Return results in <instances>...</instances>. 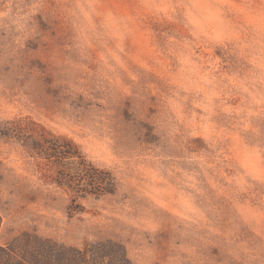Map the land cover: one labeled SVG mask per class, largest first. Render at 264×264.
<instances>
[{
    "label": "rangeland",
    "instance_id": "374dc122",
    "mask_svg": "<svg viewBox=\"0 0 264 264\" xmlns=\"http://www.w3.org/2000/svg\"><path fill=\"white\" fill-rule=\"evenodd\" d=\"M0 128V244L264 264V0H0ZM26 133L72 138L117 191L73 201Z\"/></svg>",
    "mask_w": 264,
    "mask_h": 264
},
{
    "label": "trees",
    "instance_id": "16d2710c",
    "mask_svg": "<svg viewBox=\"0 0 264 264\" xmlns=\"http://www.w3.org/2000/svg\"><path fill=\"white\" fill-rule=\"evenodd\" d=\"M0 133L12 136L0 128ZM31 151L57 165L55 181L68 187L76 197H102L117 191L119 180L110 170L89 161L72 138L49 134L33 138L25 134ZM3 175L0 170V184ZM2 217L0 214V227ZM0 264H137L129 256L126 246L117 239L87 240L82 246L72 245L25 230L14 239L0 244Z\"/></svg>",
    "mask_w": 264,
    "mask_h": 264
}]
</instances>
